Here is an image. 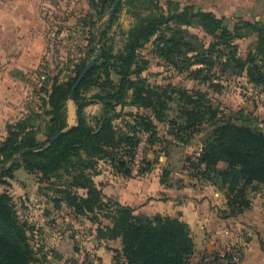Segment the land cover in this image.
I'll return each instance as SVG.
<instances>
[{"label": "trees", "instance_id": "trees-1", "mask_svg": "<svg viewBox=\"0 0 264 264\" xmlns=\"http://www.w3.org/2000/svg\"><path fill=\"white\" fill-rule=\"evenodd\" d=\"M143 1L152 10L144 8L146 14H138L122 51L114 55L103 47L102 40L109 35L122 2L110 18L109 10L115 0H88V6L98 17L95 19L93 13H89L85 18L82 15L79 21L83 28L93 30V43L98 36L103 56L75 93L74 101L80 105V123L51 144L57 134L70 128L67 103L87 63L78 66L75 78L65 84L53 79L44 102L47 117L44 127L33 122L36 121L33 117L7 126L8 138L0 144V188L8 185V179L13 178L15 171L23 168L39 177L40 190L53 191L52 202L57 209L66 205L80 218L106 209L112 211L105 216L109 225L99 222L97 240L121 241L122 249L116 253L115 264H192L196 246L188 224L178 218L151 214L154 200L120 201L113 186L97 184L93 179L96 172L92 175L89 172L95 171L99 162L106 161L117 176L132 178L133 165L143 142L140 133L146 136L148 147L168 143L169 140L161 139L158 130V125L168 123V136H174L178 142L189 146L191 131L193 133L200 126L209 124L211 133L193 166L197 170L195 178L224 193L227 202L226 209L220 212L223 220L245 219L246 213L252 209L248 192L258 193L264 188V132L257 116L256 123L245 121L239 124L233 118L222 120L221 110L210 102V91L214 89L220 93L221 86L209 83L212 81L210 73L218 64L223 76H244L255 88L264 87V25L254 19H242L234 31H230L223 16L196 12L193 6L181 8L173 2H168L166 13H159L156 11L160 6L158 0ZM105 16H109L107 22L97 28ZM195 25L215 40L208 51H204L203 46L197 47V36H191L185 30ZM245 30L257 36L255 52H250L245 61L234 58L220 64L221 59L213 56L214 51L242 38L240 33ZM148 45L153 46L158 59L174 68H180L179 60L186 56L189 65L187 80L210 85L209 88L206 91L171 87L162 90V87L150 84L143 77L149 61L140 57V52ZM198 66L203 68L191 70ZM112 76L118 81L114 82ZM93 88L101 92L92 100L104 108L100 118L89 122L84 110L94 102L83 98L81 92ZM174 98L184 102V108H180L184 123L178 130L183 135L181 137L172 130L176 123L168 120L171 106L176 101ZM119 107L137 110L129 114L134 118V125L128 126V130L115 125V119L121 115H116ZM242 113L233 112L234 115ZM22 151L21 163L13 164ZM221 164L227 167L222 168ZM149 172L144 170L142 174ZM169 173L163 174V184L169 183ZM73 190L84 191L85 196ZM33 231L32 226L21 220L13 198L7 192H0V264H41L31 243L30 232ZM260 241L264 251V238Z\"/></svg>", "mask_w": 264, "mask_h": 264}, {"label": "rangeland", "instance_id": "rangeland-1", "mask_svg": "<svg viewBox=\"0 0 264 264\" xmlns=\"http://www.w3.org/2000/svg\"><path fill=\"white\" fill-rule=\"evenodd\" d=\"M168 2L178 3L181 8L193 6L196 12H211L220 17L223 16L227 20L226 27L230 31H234L235 26H238L242 22V19L260 20L259 22L264 25V14H260V17L257 16L260 13V8L264 6V1L262 5H258L256 0H158V5L160 6L157 5L159 8L156 11L166 13L168 10ZM88 4L85 0L82 2L83 17L89 13H93L96 19L98 17L96 11L91 9ZM144 8L152 10L150 5L144 3L143 0H131V3L130 0H123L109 35L102 40L103 47H107L114 55L121 52L127 33L136 23L138 14L140 16H142V13L146 14ZM255 11H257L256 14L258 13L256 16L254 15ZM108 17L105 16L102 21H99L97 28H102L104 23L107 22ZM185 30L191 36H197L198 43L196 46L199 48L203 46L204 51H208L211 45L215 43L214 39L206 36L196 25ZM240 34L242 38L234 39L227 47L222 46L214 51L213 56L221 59V61L218 60L220 64L226 63L234 58L245 61L250 52H255L257 42L256 34L251 33L249 30H245ZM14 35L4 29H0V144L8 138L7 126L20 120L33 117L36 120L33 122L44 127L47 122V117L44 113V102L47 100L48 89L53 79L57 78L59 83L65 84L71 78H75L78 66L82 63H88L96 55V51L93 50L94 43L92 42L93 30H88L83 27L77 31L70 30L60 33L56 30L45 31L43 35V42L45 41L44 47L40 50L26 49L18 46L12 41ZM35 52L38 54L36 58L31 56ZM154 52L152 45L146 46L140 52V57L149 61L148 70L143 74V77L148 79L150 84L162 87V90L171 87V89L191 91L199 89L206 91L210 85L221 86L220 93L215 92L214 89L210 91V102L221 110L220 118L222 120L233 118L237 120V123L241 124L245 121L248 123H256L255 116H257L259 122L263 124L261 128L264 132V87L255 88L244 76H223L220 73L221 66L218 67V64L210 73L212 76L210 85H199L198 82L187 80L189 76V65L185 59L187 58L186 56H183L179 60L181 62V65H179L180 68H174L158 59ZM201 68L203 67L198 66L193 67L191 70L197 71ZM112 79L114 82L118 81L115 76H112ZM100 92L99 89L93 88L89 91H82L81 94L86 100L94 102L92 97ZM183 103H180L176 99L175 104L171 106L172 111L168 114V120L176 123V128L172 129L174 134H178L180 137L183 136L178 131L179 126L184 123V118L180 111L184 108L182 106ZM103 108V105L94 102L85 108V117L89 122H92L93 118H100L103 115ZM136 111L134 108L125 107L122 109L119 107L116 115H121L115 119V125L124 130H128V126L134 125V118L129 116V114L131 112L135 113ZM233 112L243 113L242 115H234ZM67 118L70 127L78 125L77 108L74 102L70 100L67 103ZM169 128L168 123L158 125L161 139L169 140L168 143H162L154 147H148L144 143L140 145L136 162L133 165V177L134 175L135 177H142L152 171H157L156 168L163 165L159 160L160 157L171 156L168 162L170 165L167 163L162 167L160 174L171 172L173 173L172 180L176 187H182L184 186L182 184L186 182V186L191 188L192 191H198L205 184L200 183L195 178L197 170L193 166H195L196 154L202 151L203 143L211 133V127L209 124H204L193 131V133L191 131L190 134H192V137L189 140V146L178 142L174 136H168ZM186 136L188 137V135ZM139 137L143 140L144 134L140 133ZM220 166L222 168L227 167V165L223 164ZM144 170H150V172L142 174ZM94 172H96L93 176L94 181L96 182L99 179L104 186H113L114 183L119 182L115 179V177L119 176L115 174L112 166L106 161L99 162L96 170L89 172V174L92 175ZM65 178L68 177L65 176ZM133 179L138 181L139 178ZM39 188V177L29 174L23 168H20L14 172L12 179H8V185L0 188V192H7L13 198L21 220L27 223L28 226H33L32 223L37 224V217H40L37 213L39 206H47L48 210L55 208V212L59 217L58 219H61L62 221L60 222L63 223L59 225L55 224L56 227L49 226L46 231V236L49 238L45 239V241L52 238L51 242H54L56 238L64 234L69 237L72 236L75 244H70L69 250L74 252L75 248H80L79 250L81 252H79L80 254L77 258L71 259V261L63 260L61 264H87L86 258L88 253L86 248L91 247L92 232L97 230L99 222L104 226L110 224V221L105 219V216L109 212L112 214V211L106 209L101 213L80 218L75 215L72 209L67 208L66 205L57 209L52 202L53 191H44ZM73 191L81 196H85L84 191ZM248 198L251 200L253 206L260 209L261 214H264V188L258 193L249 191ZM32 214H34V220H32L34 218ZM41 214L44 215V212L42 211ZM46 217L48 219L52 218L50 215H46ZM30 236L32 246L36 252V258L41 264H60V260L54 254H51L48 247L43 246L44 243L40 242V238L36 237V234L30 232ZM248 238L250 239L249 233H247L244 241L248 240ZM203 242V240L198 239L197 250H202L201 248L204 247ZM207 245L209 244L206 243L205 246ZM230 246L231 249L229 250L237 255L236 259L241 258V251L235 248L238 245L234 246L229 244L227 249ZM220 249L224 251L223 247H220ZM230 252H228L226 257L221 258L219 257V253H209L204 256L202 251H196V255L191 258V263L237 264L232 263L233 261L236 262V260L230 257L233 256ZM93 261H98L100 264V260L95 256H92L89 263Z\"/></svg>", "mask_w": 264, "mask_h": 264}, {"label": "crops", "instance_id": "crops-1", "mask_svg": "<svg viewBox=\"0 0 264 264\" xmlns=\"http://www.w3.org/2000/svg\"><path fill=\"white\" fill-rule=\"evenodd\" d=\"M83 1L0 0V29L8 31L12 35L15 34L12 41L18 46L40 50L44 47L43 35L45 31L65 32L82 29L79 20L82 18ZM85 1L88 2V0ZM263 1L258 2L257 0L258 5H262ZM259 12L257 15L259 17L260 14H264V6L260 8ZM37 55L36 52L31 54L34 58ZM170 158L171 156H161L159 160L163 165L158 166L157 171H152L142 177H135L134 175L133 178H139L138 181L133 178L115 177L119 181L113 184L116 198L125 202L154 200L151 206V214L178 218L188 224L196 251H202L204 256L209 253H219V257L224 258L230 252L231 246L228 249L227 246L231 244L238 245L235 248L241 251V258L239 259H236L237 255L233 254V251L230 252L233 255L230 257L236 260L232 263L264 264V251L260 241V238H264V214H261V210L252 204V209L246 213L245 219L223 220L220 218V212L226 209L227 201L225 195L217 188L205 184L198 191H192L186 186V182L182 184L184 186L176 187L172 180L173 173L170 174L169 183H162L161 168L169 162ZM168 165L170 164L168 163ZM96 183L102 185V181L99 179L96 180ZM180 192H183L185 196H180ZM55 210V208L48 210L47 206H39L37 213L40 217H37V224L32 223V227L34 228L33 233L40 238L41 243H44L43 246L48 247L51 254H54L61 264L63 260L71 261V259L77 258L81 251L80 248H75L74 252L69 250L75 242L72 236L69 237L66 234L60 235L54 242H51L52 238L45 241L49 238L46 236L48 227H56L55 224L63 223L60 222L61 219H58ZM42 211L44 215L41 214ZM32 215L34 217V214ZM46 215H50L52 218L48 219ZM34 219L35 217L32 220ZM247 233L250 234V239L244 241ZM92 234L91 247L86 248L88 253L87 264H90L92 256L100 260V264H115L116 253L122 249L121 241L99 242L97 230L93 231ZM198 239L204 241L202 250H197ZM206 243L209 245L205 246ZM220 247H223L224 251Z\"/></svg>", "mask_w": 264, "mask_h": 264}, {"label": "water", "instance_id": "water-1", "mask_svg": "<svg viewBox=\"0 0 264 264\" xmlns=\"http://www.w3.org/2000/svg\"><path fill=\"white\" fill-rule=\"evenodd\" d=\"M122 1L123 0H115L114 4L112 6V9L110 10V18L113 17V15L117 11V9H118V7H119V5H120V3ZM94 40H95L94 47H95V50H96V55L87 63L85 69L83 70L82 74L80 75V77L78 78L77 82L75 83V85H74V87H73V89L71 91L70 97H69V100L72 101V102H74V104L76 105L77 115H78V112L80 110V105L74 101L75 93H76L79 85L81 84V82L85 79V77L88 75V73L95 67V65L98 62V60L101 59L102 56H103V52L100 49V46H99V43H98V36H95ZM79 123H80V117L78 115V124ZM74 127L75 126H71L68 131L61 132V133L57 134L51 140V144H54L63 134L71 131V129H73ZM23 154H24V151H22L20 153V156L13 161V164H17V163L21 162L22 157H23Z\"/></svg>", "mask_w": 264, "mask_h": 264}, {"label": "built area", "instance_id": "built-area-1", "mask_svg": "<svg viewBox=\"0 0 264 264\" xmlns=\"http://www.w3.org/2000/svg\"><path fill=\"white\" fill-rule=\"evenodd\" d=\"M262 125H263V124H261L260 127H262ZM145 142H146V136H144L142 144H143V143L146 144ZM142 144H141V145H142ZM200 153H201V152H200ZM200 153H199L196 157H199ZM90 264H99V262H98V261H93V262H91Z\"/></svg>", "mask_w": 264, "mask_h": 264}]
</instances>
